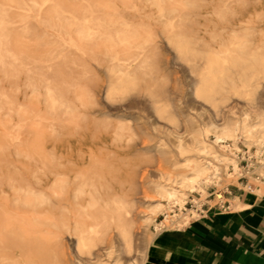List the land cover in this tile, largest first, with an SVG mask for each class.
<instances>
[{
  "label": "bare ground",
  "instance_id": "6f19581e",
  "mask_svg": "<svg viewBox=\"0 0 264 264\" xmlns=\"http://www.w3.org/2000/svg\"><path fill=\"white\" fill-rule=\"evenodd\" d=\"M263 101L264 0H0V264H107L113 233L155 262L196 195L264 176Z\"/></svg>",
  "mask_w": 264,
  "mask_h": 264
},
{
  "label": "crops",
  "instance_id": "0c3cea01",
  "mask_svg": "<svg viewBox=\"0 0 264 264\" xmlns=\"http://www.w3.org/2000/svg\"><path fill=\"white\" fill-rule=\"evenodd\" d=\"M228 202V210L210 209L160 237L151 264H264V180L252 192L234 190Z\"/></svg>",
  "mask_w": 264,
  "mask_h": 264
},
{
  "label": "rangeland",
  "instance_id": "374dc122",
  "mask_svg": "<svg viewBox=\"0 0 264 264\" xmlns=\"http://www.w3.org/2000/svg\"><path fill=\"white\" fill-rule=\"evenodd\" d=\"M257 107L260 110L264 111V101L263 102H258ZM251 110L249 109V107L247 106V104L244 101H238L233 107H227L224 108V111L222 113V115L220 116H216V115H211V116H207V115H202V119L200 121V123L202 124V127H204L205 125H209L210 123H213L215 125H221L224 123L225 120H230L232 122H238L240 120H242L245 115L250 114ZM158 161L162 162L161 164H157L155 167H153L151 170L153 171L150 174V179L149 182H155L159 179V174L162 173H176L173 168L166 164L163 159H159ZM241 167L243 168L244 172H243V176L241 177H233V178H229L226 180V182H224L222 184L221 187H211L208 191V193L204 196H198L197 197V202L198 206H200V208L197 206V204L193 203L192 201H190L187 204V209L189 211H193L194 213L192 215H190V217H194L195 215L196 218H192L190 223H194L197 222L199 220H201L202 218L201 215H199L201 213V211H205V213L207 214V212L210 209H215L221 208V205H224L225 203L229 204L228 199L229 196H231V194L233 193L234 190L236 191H241V192H252L255 190V187H260L262 181L264 180V176H260V175H248L249 171V167L248 164L246 162H242ZM252 172V171H251ZM146 195H149L151 197L155 196V193L153 191V187H151L149 184H144L142 186V193L140 194V198H144ZM218 196H221V198H218ZM194 199V198H192ZM140 214L137 215V220H138V225H137V231L140 233L138 236V240H137V246H136V252H135V256L140 254V252L142 251V236L144 235V231L142 229V216L144 214V212H146V208L143 205H140V209L139 211ZM143 212V213H142ZM166 215H160L157 218L158 223H161L165 220ZM168 228L163 231L159 236H156L152 239V243L149 247V249H151V247H153L154 244L157 243L158 239H160V237L164 236L166 233L168 232H173L176 231V229H174L175 227L168 225ZM151 233H156V231L154 230V228H151ZM109 247L112 248V253H107L106 256H104L103 260L105 261V263L107 264H114L118 258V256H120V246L119 243L116 239L115 234L113 233L112 235V241L110 242ZM120 258H122V264H127L128 261L130 260L129 258L125 257V256H120Z\"/></svg>",
  "mask_w": 264,
  "mask_h": 264
},
{
  "label": "built area",
  "instance_id": "2783aa9c",
  "mask_svg": "<svg viewBox=\"0 0 264 264\" xmlns=\"http://www.w3.org/2000/svg\"><path fill=\"white\" fill-rule=\"evenodd\" d=\"M229 206H230L229 204L225 203L224 205H221V209L228 210ZM199 215H201L200 218H203L206 215V213H205V211H201V213Z\"/></svg>",
  "mask_w": 264,
  "mask_h": 264
}]
</instances>
